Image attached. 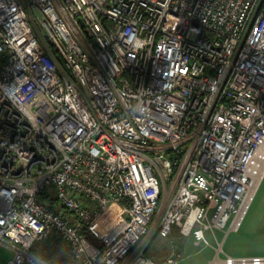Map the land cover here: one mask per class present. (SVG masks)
<instances>
[{
    "label": "built area",
    "instance_id": "obj_1",
    "mask_svg": "<svg viewBox=\"0 0 264 264\" xmlns=\"http://www.w3.org/2000/svg\"><path fill=\"white\" fill-rule=\"evenodd\" d=\"M263 176L264 0H0L6 264H186Z\"/></svg>",
    "mask_w": 264,
    "mask_h": 264
},
{
    "label": "rangeland",
    "instance_id": "obj_2",
    "mask_svg": "<svg viewBox=\"0 0 264 264\" xmlns=\"http://www.w3.org/2000/svg\"><path fill=\"white\" fill-rule=\"evenodd\" d=\"M215 235L217 239L207 233L211 245L199 249L191 241L183 240L174 228L171 236L156 235L149 244L147 255L152 260H159L173 251H182L186 264H226L222 261L226 254L233 257L264 255V176L240 228L227 234L226 229L216 230ZM216 240L222 247L218 253ZM36 251L52 261H59L66 252L61 250L60 243L50 241L38 243Z\"/></svg>",
    "mask_w": 264,
    "mask_h": 264
},
{
    "label": "crops",
    "instance_id": "obj_3",
    "mask_svg": "<svg viewBox=\"0 0 264 264\" xmlns=\"http://www.w3.org/2000/svg\"><path fill=\"white\" fill-rule=\"evenodd\" d=\"M62 255L65 256V258H69L68 252H64ZM10 256L11 252L0 245V264H6Z\"/></svg>",
    "mask_w": 264,
    "mask_h": 264
},
{
    "label": "water",
    "instance_id": "obj_4",
    "mask_svg": "<svg viewBox=\"0 0 264 264\" xmlns=\"http://www.w3.org/2000/svg\"><path fill=\"white\" fill-rule=\"evenodd\" d=\"M83 23V22H82Z\"/></svg>",
    "mask_w": 264,
    "mask_h": 264
}]
</instances>
